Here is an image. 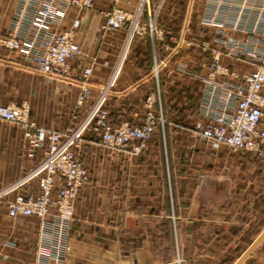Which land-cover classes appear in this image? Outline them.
Returning <instances> with one entry per match:
<instances>
[{"label": "crops", "instance_id": "1", "mask_svg": "<svg viewBox=\"0 0 264 264\" xmlns=\"http://www.w3.org/2000/svg\"><path fill=\"white\" fill-rule=\"evenodd\" d=\"M138 1L93 0L92 10L69 9L60 32L80 19L76 38L82 49L71 61L70 78L45 76L23 52L0 47V106L27 105L33 125L0 120V191L44 159L43 151L29 156L27 133H35L34 126L59 133L74 128L118 66L108 103L113 125L134 122L150 94L165 124L140 155L132 147L106 148L90 135L75 150L90 178L75 204L66 264H238L244 257L240 264H264V237L254 247L264 235V157L206 145L194 130L200 120L201 79L207 74L202 61L210 54L184 47L158 77L154 74L155 52L162 57L163 46L182 35L190 0L185 13L182 0H167L159 18L165 40L136 36L124 58L127 32L104 30L106 13H133ZM21 5L22 0H0V37L9 34ZM180 16L177 30L165 25ZM194 21L192 32L202 40L196 15ZM225 60L229 76L221 81L238 84L252 69L247 60ZM87 67L92 75L84 81ZM86 86L89 98L80 106ZM19 194L26 200L38 197V181L0 201V264H41L36 257L41 220L8 215L9 203Z\"/></svg>", "mask_w": 264, "mask_h": 264}, {"label": "built area", "instance_id": "2", "mask_svg": "<svg viewBox=\"0 0 264 264\" xmlns=\"http://www.w3.org/2000/svg\"><path fill=\"white\" fill-rule=\"evenodd\" d=\"M152 1L139 0L133 13L120 9L106 13L104 30L127 32L122 57L130 52L136 36L165 40L159 18L167 0H159L155 6ZM189 5L182 35L171 38L163 46L162 57L155 52L154 74L158 77L184 47L209 53L210 58L202 61L207 74L201 79L204 89L200 120L194 125L200 142L264 157V0H190ZM72 6L92 10L94 3L93 0H22L9 34L0 37V47L23 52L28 62L45 76L70 78L71 61L82 55L76 38L81 21L75 19L66 31L60 32V28ZM192 15H196L203 31L202 40L192 32ZM226 58L247 60L252 65L240 83L220 80L229 76ZM120 69L116 67L113 77L101 86L98 98L79 124L67 133L36 126L35 133H27L29 156L34 158L37 151H43L44 159L0 191L1 201L30 182L38 181L41 194L28 200L17 195L9 203L8 215L34 216L41 220L36 254L41 264L50 261L66 264L72 252L70 231L75 204L90 178L88 168L76 158L75 150L82 147L86 137L97 138L104 147L114 150L132 147V153L140 155L154 139L158 127L165 124L157 112L156 97L150 94L143 114H134V122L113 125L108 103ZM91 75L92 67H87L82 79L87 81ZM88 89V86L84 88L80 106L89 98ZM29 118L27 105L0 106L1 121L28 128L33 126Z\"/></svg>", "mask_w": 264, "mask_h": 264}, {"label": "rangeland", "instance_id": "3", "mask_svg": "<svg viewBox=\"0 0 264 264\" xmlns=\"http://www.w3.org/2000/svg\"><path fill=\"white\" fill-rule=\"evenodd\" d=\"M188 1L187 0H182L181 1V6H182V9H181V11H183V13H185V11L186 10H184V7H185V4L187 3ZM184 6V7H183ZM165 9V8H164ZM180 15H182V14H180ZM181 16H180V18L177 20V22H174V24H172V23H170V22H167V21H165V25L166 26H168V27H171V28H174L175 30H177L178 29V25L179 24H182V21H181ZM191 24H190V26H191V28H193L192 26H193V23L195 22L194 21V16L192 15L191 16Z\"/></svg>", "mask_w": 264, "mask_h": 264}, {"label": "water", "instance_id": "4", "mask_svg": "<svg viewBox=\"0 0 264 264\" xmlns=\"http://www.w3.org/2000/svg\"><path fill=\"white\" fill-rule=\"evenodd\" d=\"M263 237H264V235L259 239V241H257V243L254 245V247H255V246H256V245H257V244L263 239ZM254 247H253V248H254ZM244 258H245V257H244ZM244 258H243V259H244ZM243 259H242V260H243ZM242 260H241L238 264H240V263L242 262Z\"/></svg>", "mask_w": 264, "mask_h": 264}]
</instances>
